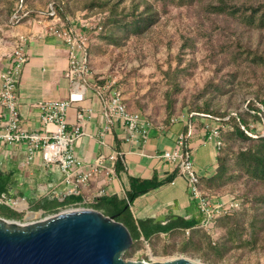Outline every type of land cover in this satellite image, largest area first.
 <instances>
[{
    "label": "crops",
    "instance_id": "0c3cea01",
    "mask_svg": "<svg viewBox=\"0 0 264 264\" xmlns=\"http://www.w3.org/2000/svg\"><path fill=\"white\" fill-rule=\"evenodd\" d=\"M55 22V18L36 15L35 21L29 20L18 27L27 37L28 59L16 89L20 123L25 130H45L39 103L66 99L73 89L72 80L66 76L70 64L67 44L50 29ZM8 60L7 55L2 57L0 69L7 67ZM90 61L92 72L84 97L72 104L66 115L68 126L73 127L80 122L78 114H84L82 134L74 145V153L81 162L75 167V176L101 155L106 157L110 170H101L75 192L74 180L69 182L57 165L46 164L39 150H34L30 158L28 143H0V177L6 178L8 184V192L3 194L17 201V205L25 200L32 209L51 198L63 200L69 195L79 198L71 206L92 207L100 197L115 195L128 199L130 176L163 180L173 175L172 180L136 197L129 208L138 229L150 236L149 241L144 234L140 237L143 243V238L147 240L149 249L150 244L157 249L165 245L181 246L193 234L204 232L199 226L203 215L186 177L161 155L165 150L175 149L179 136L186 133L200 179L209 178L215 172L218 156V147L209 130L216 122L207 115L196 114L155 123L131 106L124 96L128 109L141 112L145 121V135L141 127L131 132L117 114L108 112L106 95L97 86L103 81L92 66L91 55ZM48 128L55 126L51 124ZM112 154L117 155L116 160H109ZM207 191L215 200H227L231 196L212 189ZM6 205L19 211L16 206ZM218 229L222 230L220 222L208 232L213 236Z\"/></svg>",
    "mask_w": 264,
    "mask_h": 264
},
{
    "label": "rangeland",
    "instance_id": "374dc122",
    "mask_svg": "<svg viewBox=\"0 0 264 264\" xmlns=\"http://www.w3.org/2000/svg\"><path fill=\"white\" fill-rule=\"evenodd\" d=\"M148 1L160 13L156 22L144 32L129 34L120 46L104 42L101 39L102 31L93 35L92 66L100 74L99 79L103 83L108 80L120 88L130 105L140 109L155 123L166 122L171 117L195 116V112H192L195 104L202 106L209 103L211 108L221 112L245 113L254 133L263 134V124L249 113L246 114V111L249 100L264 98V63L253 58L255 54L264 56V28L250 27L228 13L211 11V4H217L218 0H193L181 5L176 4L179 0H174L175 2L167 3L165 11L159 0ZM227 1L234 4L264 3V0ZM86 2L0 0V61L2 57H9L12 53L18 36L22 34L18 31L19 25H25L29 20L35 21V11H43L53 3H60L68 7V18L73 23H82V20L90 17L81 12L85 11L86 7H83ZM144 2L145 0H124L121 7L132 8L139 3L142 9ZM102 14L105 15L104 12ZM241 49L250 50L252 54L248 55L246 51L241 53ZM177 68L183 69V73H179L177 86H174L171 76L175 75ZM213 120L216 124L219 123L218 120ZM225 129L231 130L232 127L225 125ZM217 192L236 196L241 200L238 210H245L246 213L242 225L249 229L255 211L260 208L250 198L264 192V183L242 176L225 183ZM24 202L25 207L15 205L23 214L21 219L15 220L22 225L56 214L33 210L25 200ZM2 206L0 202V216L6 218ZM234 225L235 223H230V226ZM228 227L229 224L211 236L213 244ZM247 233L246 230L243 233L244 241L249 237ZM260 235L255 248L244 243L231 248L217 261L211 260L212 258L206 260L193 251H167V248H172L171 245L157 249L149 243V249L143 242L130 255H124V258L152 262L187 257L199 264H264V229L260 231ZM208 256L215 255L209 252Z\"/></svg>",
    "mask_w": 264,
    "mask_h": 264
},
{
    "label": "trees",
    "instance_id": "16d2710c",
    "mask_svg": "<svg viewBox=\"0 0 264 264\" xmlns=\"http://www.w3.org/2000/svg\"><path fill=\"white\" fill-rule=\"evenodd\" d=\"M83 8V14L93 15L100 14L102 25L101 39L104 42L112 43L120 46L129 34H138L144 32L159 18V9L154 6L151 1L145 0L143 8L138 3L132 8L121 7L124 0H86ZM158 1V0H155ZM164 6V11L167 10L168 2L174 0H159ZM193 0H179L176 4L190 3ZM56 13L62 19L67 20L68 7L60 3H53ZM213 12L229 14L234 18H238L246 25L255 28H264V3L258 4H234L227 0H218L217 4H211ZM99 10V11H93ZM102 12L105 13L103 16ZM39 11H35V16ZM33 15V12H30ZM239 47H242L239 45ZM241 53L246 51L248 55L252 54L250 50L241 49ZM91 52V47H90ZM254 60L264 63V56L255 54ZM175 75L171 76L174 86H177L178 75L183 73V69L177 68L174 71ZM221 89V87L217 86ZM262 105V107L260 105ZM192 112L194 114H203L209 117H216L224 126L230 125L231 130H226L225 127L221 130L220 140L221 145L218 147V156L216 160L215 172L207 179H200L203 188L208 192V189L217 191L225 183L246 176L252 180L264 183V133H254L250 127L248 117L245 113L231 114L221 112L210 107L209 103L200 106L195 104ZM250 114L255 120L261 122L264 127V98L249 100L247 104L246 114ZM187 140V138H186ZM237 145V148L235 147ZM118 164L120 161L118 160ZM173 175L166 177L163 180L156 178L146 179L141 177L130 176V190L128 199H120L115 195L109 197H100L92 208L102 211L106 215H114L116 220L122 222L131 232L133 236V245L125 251L124 255H130L137 245L142 244L141 235L149 241V234L142 233L132 216L129 204L136 197L144 194L162 183L172 180ZM6 178L0 177V195L8 192V184ZM207 188V189H206ZM236 197V196H235ZM238 198V197H237ZM253 204H258L260 208L255 211L252 217L249 229L243 224L245 218V210L236 209L232 214L222 217L217 221L220 226L228 230L218 238V241L213 244L211 234L205 229L203 233L192 235L190 239L184 241L181 246L171 245L172 248H167V251L179 249L180 251H193L195 254L202 256L204 259L215 260L222 258L225 253L229 252L233 247H239L244 243L256 247L257 241L260 238V231L264 229V192L254 194L250 198ZM79 201L78 197L66 196L63 200L51 198L34 207L33 210L43 209L45 213H57L63 208L70 207L74 202ZM6 218L21 219L23 214L10 206L2 203ZM216 223V224H217ZM230 223L234 226H230ZM193 230V228H192ZM247 231L248 238L243 240V233ZM212 252L215 256L209 257L208 253ZM215 258V259H214Z\"/></svg>",
    "mask_w": 264,
    "mask_h": 264
},
{
    "label": "built area",
    "instance_id": "2783aa9c",
    "mask_svg": "<svg viewBox=\"0 0 264 264\" xmlns=\"http://www.w3.org/2000/svg\"><path fill=\"white\" fill-rule=\"evenodd\" d=\"M37 15L56 19V22L50 25V29L67 44L70 64L66 76L72 80L73 89L66 99L39 103L45 130L29 131L21 126L16 89L28 56L25 51L27 37L25 34H20L9 56L7 67L0 69V143H28L30 158L34 150H39L43 161L46 164L57 165L66 173L69 182L74 180L76 184L74 191L79 192V185L87 183L103 169L110 170L106 164V157L101 155L94 162L88 163L87 168L75 176V167L81 165V162L74 153V145L82 134L84 114H78L80 122L73 127L68 126L66 117L68 108L84 97L86 82L92 72L90 61L92 37L102 29L101 15L93 14L88 19L82 20V23H73L74 21L69 18L64 20L58 16L53 4L39 11ZM97 86L106 95L105 102L108 112L117 114L131 132L141 127L145 135V121L141 112L128 109L122 90L108 80ZM211 118L218 120L219 123L209 128L210 138L215 141L217 147H220V133L225 126L216 117ZM51 124L55 128L49 129L48 126ZM189 124L191 126V121ZM186 138L187 134L182 133L178 138L177 147L165 150L161 156L179 168L181 174L186 177L191 195L198 201L203 215L199 226L212 232L219 219L240 208L241 200L235 196H230L227 200H215L205 191ZM116 159V154L109 156L111 161ZM100 194L102 195V192ZM0 202L11 206L17 204V201L7 198L4 194L0 195ZM71 207L74 209L77 206ZM186 233L189 234V230ZM143 241L148 247L147 240L143 238Z\"/></svg>",
    "mask_w": 264,
    "mask_h": 264
},
{
    "label": "water",
    "instance_id": "95a60500",
    "mask_svg": "<svg viewBox=\"0 0 264 264\" xmlns=\"http://www.w3.org/2000/svg\"><path fill=\"white\" fill-rule=\"evenodd\" d=\"M130 230L92 207L66 209L22 225L0 216V264H199L187 257L127 260Z\"/></svg>",
    "mask_w": 264,
    "mask_h": 264
},
{
    "label": "bare ground",
    "instance_id": "6f19581e",
    "mask_svg": "<svg viewBox=\"0 0 264 264\" xmlns=\"http://www.w3.org/2000/svg\"><path fill=\"white\" fill-rule=\"evenodd\" d=\"M21 205L25 207L26 206V203L23 202V201H21Z\"/></svg>",
    "mask_w": 264,
    "mask_h": 264
}]
</instances>
